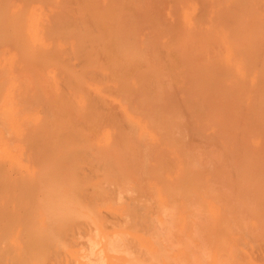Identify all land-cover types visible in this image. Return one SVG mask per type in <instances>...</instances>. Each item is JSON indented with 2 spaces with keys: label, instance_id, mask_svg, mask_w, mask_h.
I'll return each mask as SVG.
<instances>
[{
  "label": "bare ground",
  "instance_id": "6f19581e",
  "mask_svg": "<svg viewBox=\"0 0 264 264\" xmlns=\"http://www.w3.org/2000/svg\"><path fill=\"white\" fill-rule=\"evenodd\" d=\"M225 218L264 264V0H0V264H196Z\"/></svg>",
  "mask_w": 264,
  "mask_h": 264
},
{
  "label": "rangeland",
  "instance_id": "374dc122",
  "mask_svg": "<svg viewBox=\"0 0 264 264\" xmlns=\"http://www.w3.org/2000/svg\"><path fill=\"white\" fill-rule=\"evenodd\" d=\"M231 226L228 225L226 218L221 225L215 226L213 240L214 238L217 239L211 245L209 243L202 244L201 250L196 253V256L200 259L196 264H247L249 260L248 254L251 255L253 252L250 245L256 248L254 242H257L252 240L250 237L251 233L245 228L239 227L237 229L233 227L232 222ZM227 229L234 231L235 236L239 237V241L236 244L231 245L229 243ZM207 234L208 232L201 233L202 237H205ZM250 238L253 242L249 241L250 243L248 244L247 240H250Z\"/></svg>",
  "mask_w": 264,
  "mask_h": 264
}]
</instances>
